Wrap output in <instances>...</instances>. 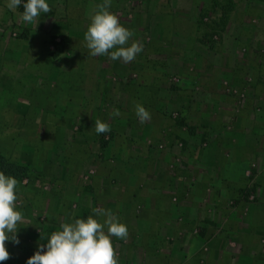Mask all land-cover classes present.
I'll return each mask as SVG.
<instances>
[{
    "label": "rangeland",
    "instance_id": "374dc122",
    "mask_svg": "<svg viewBox=\"0 0 264 264\" xmlns=\"http://www.w3.org/2000/svg\"><path fill=\"white\" fill-rule=\"evenodd\" d=\"M47 2L31 24L0 8V151L27 167L17 179L25 262L93 207L127 226L125 239L112 237L118 264H146L131 215L154 208L156 195L192 235L212 207L261 203L264 0H112L129 44H143L128 63L88 54L84 33L103 0ZM134 102L151 114L143 124ZM97 119L112 135L95 133ZM222 188L232 194L213 200Z\"/></svg>",
    "mask_w": 264,
    "mask_h": 264
},
{
    "label": "clouds",
    "instance_id": "9594fccd",
    "mask_svg": "<svg viewBox=\"0 0 264 264\" xmlns=\"http://www.w3.org/2000/svg\"><path fill=\"white\" fill-rule=\"evenodd\" d=\"M112 0H103L91 17L84 40L88 54L107 56L111 60L133 61L143 51V44L132 42L133 32L123 26L118 17L108 9ZM23 7L22 20L31 24L41 14L48 13L47 0H7L9 10ZM134 112L140 124L151 118V114L139 103L134 102ZM121 115L119 109L110 114ZM97 135L111 131L109 124L97 119L94 123ZM18 180L0 171V264L9 259L5 242L19 245L18 224L23 214L18 210ZM92 215L61 223L59 229L48 236L47 243L38 245L36 252L26 264H118L112 237L125 239L127 226L113 218L111 209L92 208ZM103 217V220L98 218Z\"/></svg>",
    "mask_w": 264,
    "mask_h": 264
},
{
    "label": "crops",
    "instance_id": "0c3cea01",
    "mask_svg": "<svg viewBox=\"0 0 264 264\" xmlns=\"http://www.w3.org/2000/svg\"><path fill=\"white\" fill-rule=\"evenodd\" d=\"M6 4L7 0H1L0 8H5V12L12 14L16 20L22 19L21 12L17 9H6ZM21 55L22 53L18 52L16 59H22ZM4 58L7 57L4 56ZM6 101L11 102L7 98L5 103ZM0 154L7 159V153L0 151ZM260 185L263 191L261 203H250L246 210L242 208L246 205L245 199L239 201L240 206L243 203L241 207L233 210L226 211L221 206L212 207L210 214L204 216L200 213L201 220L199 219L197 224L201 226V232L195 235L189 234L187 224H173L175 210L169 204H161L162 197L156 195L154 198L157 205L154 208H139L135 214L131 215L137 221L135 224L137 228L141 232L145 231L141 233V241L139 245L137 244L139 257H142L141 262L176 264V261L180 260L177 264H200L199 258H204L202 264H264V179L261 180ZM222 191V195L220 197L214 195L213 200H220L222 196L232 194L230 188H222ZM28 193L29 188L26 190L27 196ZM162 207L165 217L163 221H159L158 214L162 211ZM222 220H225L226 224H222ZM52 225H55V222ZM20 226H18L19 229H21ZM19 229L17 235L20 243L15 245L5 242L9 259L2 264H26L27 256H24L25 245L23 244L26 243L24 238L26 239L27 231L24 229L19 233ZM47 231L49 233V230ZM152 234L157 235L158 239L153 241L149 238ZM38 239L41 241L40 237ZM42 241L40 245L46 244ZM30 256H32L31 253Z\"/></svg>",
    "mask_w": 264,
    "mask_h": 264
},
{
    "label": "trees",
    "instance_id": "16d2710c",
    "mask_svg": "<svg viewBox=\"0 0 264 264\" xmlns=\"http://www.w3.org/2000/svg\"><path fill=\"white\" fill-rule=\"evenodd\" d=\"M19 12H23V7L22 5L19 6V8L17 9ZM225 17V14L222 13V18ZM55 45V52L52 54L53 57H56L59 53L62 52L63 50V44L62 41H58L54 43ZM110 135H112V133L108 132ZM107 141H104L103 139H101L99 141V145L104 148L107 145ZM0 171H3L6 175H11L14 176L16 179L22 177L26 172H27V167L21 164H18L16 162L13 161H9L8 159H6L4 156H2L0 154Z\"/></svg>",
    "mask_w": 264,
    "mask_h": 264
}]
</instances>
